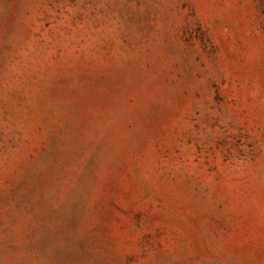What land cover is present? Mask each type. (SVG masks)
I'll return each instance as SVG.
<instances>
[{
  "label": "rangeland",
  "instance_id": "rangeland-1",
  "mask_svg": "<svg viewBox=\"0 0 264 264\" xmlns=\"http://www.w3.org/2000/svg\"><path fill=\"white\" fill-rule=\"evenodd\" d=\"M0 264H264V0H0Z\"/></svg>",
  "mask_w": 264,
  "mask_h": 264
}]
</instances>
